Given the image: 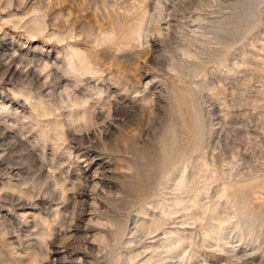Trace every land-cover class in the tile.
I'll return each mask as SVG.
<instances>
[{"label": "rangeland", "instance_id": "374dc122", "mask_svg": "<svg viewBox=\"0 0 264 264\" xmlns=\"http://www.w3.org/2000/svg\"><path fill=\"white\" fill-rule=\"evenodd\" d=\"M62 246L264 264V0H0V264Z\"/></svg>", "mask_w": 264, "mask_h": 264}, {"label": "bare ground", "instance_id": "6f19581e", "mask_svg": "<svg viewBox=\"0 0 264 264\" xmlns=\"http://www.w3.org/2000/svg\"><path fill=\"white\" fill-rule=\"evenodd\" d=\"M141 27V26H140ZM142 27H143V25H142ZM141 27V28H142ZM142 30H144V28L142 29ZM141 31V30H140ZM145 31V30H144ZM107 32V31H106ZM114 32V31H113ZM141 32H143V31H141ZM142 34L143 33H141V35L140 36H142ZM139 35V34H138ZM131 36V35H130ZM136 36V35H135ZM144 36V35H143ZM112 37V36H111ZM146 38V37H145ZM110 39V38H109ZM113 39V38H112ZM159 47V45L156 43V42H153L152 43V48L153 49H157ZM74 49H76L75 47H74ZM184 50V49H183ZM189 50V49H188ZM163 51V50H162ZM72 56H74V55H72ZM196 56V55H195ZM78 58H80V57H78ZM77 58V59H78ZM76 59V60H77ZM81 59V58H80ZM83 59V58H82ZM75 60V61H76ZM199 61V60H198ZM79 62V61H78ZM178 64V63H177ZM180 64V63H179ZM85 65V64H84ZM180 66V65H179ZM84 67V66H83ZM98 67V66H97ZM175 67V66H174ZM82 68V67H81ZM90 68H92V66L90 67ZM89 68V69H90ZM193 68V67H192ZM179 71V70H178ZM181 71V70H180ZM82 72H83V70H82ZM86 72V71H85ZM55 79V78H54ZM144 80H146V77H145V79ZM151 82V81H150ZM149 85V84H148ZM167 90V89H166ZM149 100V99H148ZM147 101V100H146ZM117 103V102H116ZM92 108V107H91ZM91 108H90V110H91ZM55 110V109H54ZM195 110V109H194ZM86 111V110H85ZM55 113V112H54ZM83 113V112H82ZM49 114V113H48ZM47 114V115H48ZM51 114V113H50ZM70 114V113H69ZM45 116H46V114H44ZM52 115H53V113H52ZM199 122V121H198ZM56 123V122H55ZM96 123V122H95ZM60 124V123H59ZM56 125V124H55ZM196 125V124H195ZM107 127V126H106ZM199 128V127H198ZM94 131V130H93ZM110 131V130H109ZM89 132V131H88ZM200 133V132H199ZM202 133V132H201ZM106 134V133H105ZM117 134V133H116ZM90 135V134H89ZM108 135V134H107ZM200 135V134H199ZM54 136V135H53ZM89 137V136H88ZM200 137H201V135H200ZM90 138V137H89ZM96 138V137H95ZM90 140V139H89ZM196 142H198V141H196ZM176 144V143H175ZM98 145V144H97ZM194 150H196V149H194ZM188 153V152H187ZM181 154V153H180ZM179 154V155H180ZM85 155L87 156H89V157H91V153H89V152H87V153H85ZM172 155V154H171ZM183 155V154H182ZM187 155V154H186ZM189 155V154H188ZM191 155H192V153H191ZM87 156V157H88ZM97 158V157H96ZM94 160V159H93ZM96 177V176H95ZM90 179V178H89ZM96 179V178H95ZM181 179V178H180ZM185 184V183H184ZM99 185V184H98ZM177 185V184H176ZM234 185V184H233ZM95 187V186H94ZM104 188V187H103ZM239 190V189H238ZM90 191V190H89ZM186 191V190H185ZM176 196V195H175ZM98 198H100V197H98ZM79 199L82 201V200H84V203L83 204H86L90 199H91V194L87 191V190H83L80 194H79ZM184 200V198L182 197V195H178V198L176 199V200H174V201H177V202H180V201H183ZM96 201V200H95ZM94 201V202H95ZM96 203V202H95ZM88 204V203H87ZM166 204V203H165ZM97 205V204H96ZM233 206V205H232ZM90 208V207H89ZM168 209V208H167ZM189 209V208H188ZM193 209V208H192ZM242 209V208H241ZM240 210V209H239ZM88 211V210H87ZM241 211V210H240ZM243 211V210H242ZM173 212V211H172ZM171 212V213H172ZM88 215V214H87ZM243 215V214H242ZM160 216H162V215H160ZM198 216H200V215H198ZM156 218H158V217H156ZM160 220V219H159ZM252 221V220H251ZM89 222V221H88ZM146 222V221H145ZM148 222V221H147ZM241 222V221H240ZM153 223V222H152ZM243 223V222H242ZM249 224V223H248ZM151 225V224H150ZM241 225H243V224H241ZM238 226V225H237ZM79 228V227H78ZM222 229H224V228H222ZM81 231V230H80ZM222 231V230H221ZM43 234V233H42ZM177 238V237H176ZM171 239V238H170ZM190 239V238H189ZM179 240V239H178ZM177 240V241H178ZM174 242L176 241V240H173ZM172 242V241H171ZM80 244H81V242H80ZM174 244V243H173ZM181 244V243H180ZM179 244V245H180ZM69 247V246H68ZM165 247V246H164ZM175 247V246H174ZM62 248L63 249H65L66 251H65V253H64V261H62L61 262V264H65V260H67V259H69V256H71V253H69L68 252V250H67V246H62ZM173 248V247H172ZM181 248V247H180ZM175 249V248H174ZM83 250V249H82ZM166 250V249H165ZM167 251V250H166ZM165 251V252H166ZM170 251L171 252H173L171 249H170ZM175 251V250H174ZM56 252V251H55ZM58 254V253H57ZM89 255V254H88ZM170 255V254H169ZM85 256H87V255H85ZM89 258V257H88ZM72 259V258H71ZM71 259H69V260H71ZM164 259V258H163ZM155 260V259H154ZM93 261V260H92ZM94 263L93 264H100V263H98V261L97 260H95V261H93Z\"/></svg>", "mask_w": 264, "mask_h": 264}]
</instances>
